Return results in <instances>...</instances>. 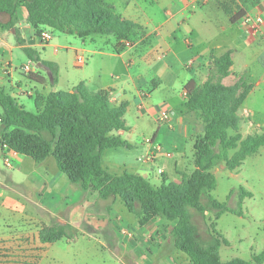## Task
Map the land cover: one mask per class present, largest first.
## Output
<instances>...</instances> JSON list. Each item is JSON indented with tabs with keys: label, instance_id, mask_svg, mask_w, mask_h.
Here are the masks:
<instances>
[{
	"label": "crops",
	"instance_id": "obj_1",
	"mask_svg": "<svg viewBox=\"0 0 264 264\" xmlns=\"http://www.w3.org/2000/svg\"><path fill=\"white\" fill-rule=\"evenodd\" d=\"M102 1L121 18L137 24L138 35L130 47L117 50L112 35L80 38L46 26L43 29L51 32V38L44 42L26 21V9L20 7L13 27H0V87L25 109L31 102L34 111L36 98L42 100L53 89L70 91L83 83L91 93L108 90L112 106L124 105L126 129L113 133L129 147L104 150L102 167L115 174L142 175L151 182L156 164L160 183L177 182L194 169L193 144L203 130L197 112L185 105V85L192 80L200 87L214 72V59L228 52L231 63L220 82L233 86L243 79L249 87L236 110L237 128H229L228 134L238 133L244 139L262 132L264 0ZM246 15L256 20L254 26L243 22ZM9 19L8 13H0V22ZM24 47L56 64L54 87L42 67L29 72L39 81L26 77L23 66L32 60ZM78 54L84 64L77 63ZM163 110L168 112L167 122L158 121ZM160 123L171 130L166 142L157 141ZM145 133L172 155L150 154L152 144L145 142L149 138ZM187 141L192 142L189 149ZM13 151L0 145V264H188L187 256L174 247L170 224L164 219L155 217L140 224L119 197L101 199L95 191H83L71 182L52 155L36 162ZM262 153L264 145L229 174L243 173L246 161L254 157L251 175L259 168V160H264ZM6 157L10 166L3 164ZM240 180L252 193L248 198L253 197L248 180ZM218 219L213 220L215 227ZM51 224L65 225L72 235L41 242L39 230ZM123 230L131 235H123ZM232 234L229 230V236L223 237L227 244ZM238 241L243 247L244 237ZM251 250L249 246L250 257L260 252Z\"/></svg>",
	"mask_w": 264,
	"mask_h": 264
},
{
	"label": "trees",
	"instance_id": "obj_2",
	"mask_svg": "<svg viewBox=\"0 0 264 264\" xmlns=\"http://www.w3.org/2000/svg\"><path fill=\"white\" fill-rule=\"evenodd\" d=\"M20 7L26 9V21L37 35L44 26L80 38L91 34L112 35L119 51L124 48L122 40L133 43L138 35L137 24L121 18L102 0H0V13L10 16L8 22H0V27H13ZM23 49L32 62H41L49 68L50 84L54 87L58 77L56 64L42 60L31 48ZM230 63L226 52L214 59L217 81L212 82L209 77L200 87L192 80L185 85V105L198 112L203 130L193 144L194 169L184 174L180 182L163 180L155 185L142 175L127 171L115 174L102 167L104 150L129 147L127 141L113 133L126 129L122 120L124 105L112 106L108 90L91 93L83 83L70 91L50 90L42 100L36 98V111H28L0 87V145L36 162L52 155L71 182L83 191H95L101 199L119 197L140 224L155 217L164 219L170 224L174 247L187 256L188 264H264V249L252 253L248 260L234 257L222 261L218 249L228 241L217 232L215 223H210L212 234L208 244H204L198 239L193 222L192 209L203 217L206 211L212 212L215 219L225 212L242 214L243 200L252 193L239 186L236 207L215 199L210 193L216 187L212 169L222 161L232 171L247 155L264 145V128L261 133L244 139L238 133L228 134L229 128H237L236 110L249 88L243 79L233 86L220 82L227 75ZM29 78L39 81L32 73ZM234 191L232 188L229 194ZM38 235L41 242L50 243L67 236L68 231L65 225L51 224L41 228Z\"/></svg>",
	"mask_w": 264,
	"mask_h": 264
},
{
	"label": "rangeland",
	"instance_id": "obj_3",
	"mask_svg": "<svg viewBox=\"0 0 264 264\" xmlns=\"http://www.w3.org/2000/svg\"><path fill=\"white\" fill-rule=\"evenodd\" d=\"M24 74L27 75L26 77H29V73L24 72ZM210 79H212V82L217 81V77L214 72L211 73ZM226 102L228 105H230L231 103L228 98H226ZM256 104H259V102H256ZM26 109L28 111L35 110L34 105L31 102L27 104ZM197 116L200 119L198 112ZM160 126L161 127L157 137V141H162L163 138L166 142V138L169 137V132H171V130L168 128L166 123H160ZM145 134L149 138L152 135L150 133ZM186 145L189 149V147H192V142L187 141ZM170 150H172V148H170ZM262 156H264V153H262ZM252 158L254 157H250L246 161L243 173L240 172L236 176L229 174L230 171L226 169L224 162L222 161L217 162L212 169L216 177V187L210 193L215 199L226 202L229 207H236V189L240 185H242L243 187L245 185L240 184V179L243 178V180H248L247 185H251L254 189L253 197L244 198L241 215H237L231 212H225L221 214L219 219L216 221L217 225L215 228L217 232L222 235V237L227 238L229 236V230H231L233 233L231 236L232 241L230 244L221 243V245L219 246L218 253L222 261H226L234 257H241L248 260L250 259V254L249 252H247L249 246L252 247V252H258L264 246V160H259V168L255 170L254 173L252 172V174L250 175L248 171L251 168ZM157 170L158 168L156 164H154V172L150 180L155 185L160 184V175ZM182 178L183 177H181L177 182H180ZM232 188H235V191L230 195L229 192ZM192 212L193 222L197 228L198 239L204 244L205 242L208 243L209 234H212L210 223L214 220L213 213L211 212L210 214H205V216L203 217L200 214L196 213L193 209ZM71 233L72 231L68 232V235H72ZM241 236L244 237L245 244L243 247L239 246L238 241Z\"/></svg>",
	"mask_w": 264,
	"mask_h": 264
},
{
	"label": "built area",
	"instance_id": "obj_4",
	"mask_svg": "<svg viewBox=\"0 0 264 264\" xmlns=\"http://www.w3.org/2000/svg\"><path fill=\"white\" fill-rule=\"evenodd\" d=\"M243 22L246 24H250L251 26H254L256 24V20H254L250 15H246L243 19ZM39 38L43 40L44 42L48 41L51 38V32L48 29H43L39 33ZM122 44L124 48L130 47L132 45V42L128 40H122ZM77 63L79 65L84 64L85 60L84 57L81 54H78L76 56ZM36 63L35 62H30L28 64H25L23 66L24 72H32L34 68H36ZM186 93V92H185ZM169 119L168 112L166 110L161 111L159 115V122H167ZM145 142L151 143L152 147L150 149V154H156V153H163L165 156L170 157L172 154L170 151L166 150L163 148V146L159 143H153V140L151 138H145ZM15 153V151H13ZM4 166H10V160L8 157L4 158L3 161ZM161 171V170H159ZM123 235H131V232L129 230H123L122 231Z\"/></svg>",
	"mask_w": 264,
	"mask_h": 264
},
{
	"label": "water",
	"instance_id": "obj_5",
	"mask_svg": "<svg viewBox=\"0 0 264 264\" xmlns=\"http://www.w3.org/2000/svg\"><path fill=\"white\" fill-rule=\"evenodd\" d=\"M36 66H37V67H42V68H44V69L47 71L48 76H49V79H50V81H51V73H50L49 68H48L47 66H45L44 64H42L41 62L36 63ZM53 90H54V89H53Z\"/></svg>",
	"mask_w": 264,
	"mask_h": 264
}]
</instances>
